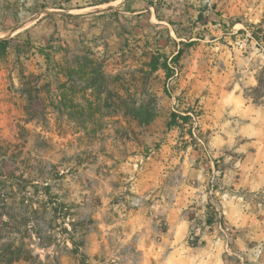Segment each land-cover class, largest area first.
Returning <instances> with one entry per match:
<instances>
[{
	"label": "rangeland",
	"instance_id": "rangeland-1",
	"mask_svg": "<svg viewBox=\"0 0 264 264\" xmlns=\"http://www.w3.org/2000/svg\"><path fill=\"white\" fill-rule=\"evenodd\" d=\"M127 1L0 0V264L241 262L206 213L264 200L234 187L264 176L241 115L264 103V0ZM180 49L172 79L151 70Z\"/></svg>",
	"mask_w": 264,
	"mask_h": 264
},
{
	"label": "crops",
	"instance_id": "crops-1",
	"mask_svg": "<svg viewBox=\"0 0 264 264\" xmlns=\"http://www.w3.org/2000/svg\"><path fill=\"white\" fill-rule=\"evenodd\" d=\"M156 1L132 0L129 4L131 8L129 12L134 13L135 7H140L141 5H144L142 6V12H148L151 8H154L150 6V3L153 2L155 5ZM241 113L243 118L248 119V127L246 129L247 135L251 140L249 145L256 148L255 155L264 156V103L257 106L247 102ZM234 187L235 190L241 189L257 193L261 190L264 193V176L261 178L258 176L253 182H237L234 184ZM220 204L224 209L225 221L231 226L236 227L238 231L235 238H232L233 250L229 251L230 255L241 259V262L239 261L238 264H243L244 258L252 260L250 264H264V200L257 195L253 197L236 195L235 199H230L227 202L221 201ZM208 248L217 250L220 246L212 245ZM226 251L225 246H222L221 255L219 257L217 255L215 262L210 259L208 261H201L198 258V261H192L191 264H228L223 257Z\"/></svg>",
	"mask_w": 264,
	"mask_h": 264
},
{
	"label": "trees",
	"instance_id": "trees-1",
	"mask_svg": "<svg viewBox=\"0 0 264 264\" xmlns=\"http://www.w3.org/2000/svg\"><path fill=\"white\" fill-rule=\"evenodd\" d=\"M66 3H71L74 0H63ZM114 0H91L90 5L91 6H101V5H105L107 3H110ZM132 0H128L125 4L126 7V11H131L130 8V3ZM150 6L154 7L156 6V4L154 5L153 2L150 3ZM158 17V16H157ZM199 21L203 20V11H200L199 17H198ZM235 23H232V25H234ZM175 32L177 33V35L180 37L179 33L177 30H175ZM253 37L259 41L258 36H256V34L253 32ZM192 38L189 39V41H191ZM183 45H187V46H191L194 45L195 42H188V43H184L182 42ZM9 44V40H5L3 42H0V45H4L7 46ZM183 49H180L179 52L172 57L171 61H169L170 59L166 56V55H162V56H151V61H150V68L153 72H158V71H163L166 75V78L172 79L175 76L174 70L172 69V64L177 65L179 63L180 57L182 56L183 53ZM172 63V64H171ZM252 93V99L254 100L255 103L260 104L262 103L261 101H263L264 99V67L261 69V71L259 72V76H258V85L255 88H252L251 90ZM154 119V114H152L150 111H146L143 115V118L141 119V123H145V124H149L152 120ZM180 120L183 123H180ZM190 118L187 116H180L178 113L173 112L170 116V120L167 124L168 129H174V128H181L182 125L187 124L189 122ZM212 199H216L214 196L210 197V202L207 205V213H206V225L209 227L214 226L215 224H217V222H220L221 224H223V220H224V215L222 212V207L220 206V204L218 203V201L216 200V205H212L211 200ZM195 240L193 242H191V246L192 247H196L198 245V240L199 238L196 237L194 238ZM21 259L20 257L15 258L13 260H11V262L13 261H17Z\"/></svg>",
	"mask_w": 264,
	"mask_h": 264
},
{
	"label": "bare ground",
	"instance_id": "bare-ground-1",
	"mask_svg": "<svg viewBox=\"0 0 264 264\" xmlns=\"http://www.w3.org/2000/svg\"><path fill=\"white\" fill-rule=\"evenodd\" d=\"M120 1H122V0H118L117 2H115L114 4H112V5H116V4H118ZM107 7V5H102V6H99V7H93V8H88V9H85V11H90V10H94V9H96V8H99V9H101V8H106ZM18 29V28H17Z\"/></svg>",
	"mask_w": 264,
	"mask_h": 264
},
{
	"label": "water",
	"instance_id": "water-1",
	"mask_svg": "<svg viewBox=\"0 0 264 264\" xmlns=\"http://www.w3.org/2000/svg\"><path fill=\"white\" fill-rule=\"evenodd\" d=\"M105 5H107V7L105 9H113L114 8V5H112V3H107Z\"/></svg>",
	"mask_w": 264,
	"mask_h": 264
}]
</instances>
